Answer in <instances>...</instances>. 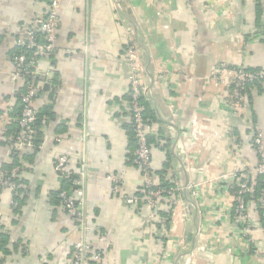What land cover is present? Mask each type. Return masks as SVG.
Masks as SVG:
<instances>
[{"label":"crops","instance_id":"0c3cea01","mask_svg":"<svg viewBox=\"0 0 264 264\" xmlns=\"http://www.w3.org/2000/svg\"><path fill=\"white\" fill-rule=\"evenodd\" d=\"M45 10V0H0V111L21 87L11 78L16 40ZM57 34L55 52L39 61L47 76L36 106L50 103V119L40 148L23 160L28 191L17 209L11 192H0L6 233L0 264L73 263L82 233L54 195L68 185L54 171L61 154L73 172L85 164L91 252H101L89 264H184L189 256V264H264L255 252L264 249L263 228L254 230V243L247 239L234 220L233 194L217 180L258 164L252 137L255 125L264 144V88H252L248 107L237 112L227 105L224 87L208 78L220 61L264 66L260 0H63ZM129 36L144 67L154 177L161 182L167 171L172 185L181 186L170 195L169 221L152 218L147 203L123 198L144 190L133 162ZM193 128L201 131L196 138ZM6 161L8 148L0 142V168ZM250 215L259 221L256 209Z\"/></svg>","mask_w":264,"mask_h":264},{"label":"built area","instance_id":"2783aa9c","mask_svg":"<svg viewBox=\"0 0 264 264\" xmlns=\"http://www.w3.org/2000/svg\"><path fill=\"white\" fill-rule=\"evenodd\" d=\"M63 0H48L46 12L43 15L33 16L24 27L22 35L16 40L19 51L13 57L14 71L11 75L12 81L17 84L21 82L20 87L12 89L10 95L6 97L3 109L0 111V142L6 143L8 148V159L17 157L23 158L27 151L34 147V124L37 120L36 99L43 89L42 78L44 75L39 67L40 59L49 58L55 52L58 38V28L60 24V8ZM264 12V0H260ZM129 34L132 35L131 31ZM33 51L34 56L28 57ZM37 56V58L35 57ZM125 59L131 67L130 84V115L133 123L134 134L136 138V149L134 151L133 162L139 167L143 188L146 190L144 195H124L126 203L135 205L141 202L147 203L151 207V217L157 215L160 208V200L163 195H178L181 190L180 184L175 182L168 189H155L157 181L152 169V150L149 142V128L144 117V105L140 98L145 95L146 88L143 82L144 67L142 65L139 49L134 38L128 37L125 48ZM209 80L217 85L224 87L226 91V103L234 111L245 110L249 105V92L254 87L264 88V66L260 68H247L235 65L227 61L218 62L209 72ZM19 97V98H18ZM19 100L22 109L18 117L19 132L13 139L6 135L5 125L9 120L11 113ZM195 124V121H194ZM196 127V126H195ZM194 137H197L201 131L199 128H193ZM255 135L252 137V145L259 155V162L255 167L247 165L243 170L224 173L217 177L226 189L233 194V216L237 224L242 226L245 236L254 243L252 235L257 226H264L260 221H254L250 215V210L256 205L253 192L257 176H262L264 181V144L262 133L259 127H253ZM60 140V139H59ZM85 164L77 172L69 168V157L66 154L59 155L54 163V171L58 173L60 179L70 181V188L63 189L59 196L63 208L69 216L76 220L82 233L81 238L74 244V258L72 264H89L93 259H99L101 252H91V224L86 211V189H85ZM255 171V172H254ZM77 176L72 177L73 174ZM114 182V192H119L120 185L116 177L110 176ZM236 187V190L234 188ZM8 190L12 196L19 190L28 191V185L21 180V167L14 166L11 170L0 169V192ZM165 193V194H163ZM194 189L192 194L197 195ZM247 196H249L247 198ZM176 199H174L175 203ZM259 201L264 206V189L261 191ZM14 199L12 198V206ZM3 221L0 214V244L2 241ZM101 241L106 240V236L100 237ZM256 253L264 255V249L255 248ZM189 256L184 264H189Z\"/></svg>","mask_w":264,"mask_h":264},{"label":"trees","instance_id":"16d2710c","mask_svg":"<svg viewBox=\"0 0 264 264\" xmlns=\"http://www.w3.org/2000/svg\"><path fill=\"white\" fill-rule=\"evenodd\" d=\"M45 1H46V6H47L48 0H45ZM45 12H46V10H45ZM18 51H19V47L17 46L13 50V53H12L13 54V57H14V55ZM33 56H34L33 51H31L28 54V57H33ZM35 57L37 58V56H35ZM23 90H24V88H21L20 87V92H22ZM41 93H42V91H41ZM39 97H40V95L37 97V99ZM140 102L143 105H145V95H143L140 98ZM35 104H36V102H35ZM21 109H22V106H21L19 100H16V105L14 106V109H13V111L11 113V116H10L9 120L7 121V123L5 125L6 135L11 136L13 139L15 138V136L18 134V132L20 130L19 123H18V117L20 116ZM36 109H37V106H36ZM144 117H145V119L147 117V115L145 113V109H144ZM49 119H50V103L42 106L39 109H37V120H36V122L34 124V128H35L34 144L35 145H34L33 149L31 151H27L23 155V158L22 159H19L17 157H12V159H8V161H6V162L3 163V165H2V167L0 169L5 170V171H8V170H11L14 166H17V165L20 166V167H22L23 160L25 158L29 157L31 153H35L40 148V146L42 144V141H43V137H44L43 126H44L45 122L47 120H49ZM134 139H135V149H136V138H135V134H134ZM5 145L7 147V144L6 143H5ZM133 159H134V155H133ZM75 176H77V174L74 173L72 175V177H75ZM255 180H256V184L254 186L255 191L252 194H253L254 200H256V205L253 208L257 210L258 217H259V221L264 226V206L259 201H257L258 197L261 194V191L264 189V181L262 179V176H260V175L257 176V178ZM63 181L68 184L67 187L64 188V189H69L70 188V181H68V180H63ZM160 181L161 182H158L157 185L155 186V189H168L170 186H172V181H170V179L167 178V171H164L162 173V176H161V180ZM62 190L63 189H60V190H58L57 192L54 193V195H56L57 198L60 200L61 205H62V202H61V198H60L59 194H60V192ZM234 190H236V187L234 188ZM21 193L26 194V191L19 190L13 196V199H14L13 208L14 209L15 208L17 209V207H16L17 206V201H18L19 205L22 202L21 200H18L20 198V196H21L20 195ZM145 193H146V190L144 189L140 193H138V195H141L142 196ZM163 194H165V193H163ZM23 197L25 198L26 195H23ZM248 197L249 196H247V198ZM163 204H167L168 205L169 212L162 210L163 209V207H162ZM173 205L174 204L172 202V196H170V195H163L162 198H161V200H160V208L157 211L156 217L158 215H160L161 217H166V219L169 221L170 220L169 219V216H171V213L170 212L173 209ZM2 227H3V233H2L3 238H2V241H1V244H0V248H1L2 242L4 240V236L6 235L5 230H4V226H2Z\"/></svg>","mask_w":264,"mask_h":264}]
</instances>
